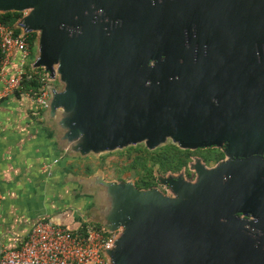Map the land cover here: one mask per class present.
I'll return each mask as SVG.
<instances>
[{"label": "water", "instance_id": "obj_1", "mask_svg": "<svg viewBox=\"0 0 264 264\" xmlns=\"http://www.w3.org/2000/svg\"><path fill=\"white\" fill-rule=\"evenodd\" d=\"M23 11L70 152L170 138L230 158L171 195L93 177L109 263L264 264V0H0Z\"/></svg>", "mask_w": 264, "mask_h": 264}, {"label": "crops", "instance_id": "obj_2", "mask_svg": "<svg viewBox=\"0 0 264 264\" xmlns=\"http://www.w3.org/2000/svg\"><path fill=\"white\" fill-rule=\"evenodd\" d=\"M36 50L35 36L26 72L38 69L33 67ZM19 60L18 51L13 52L5 66L8 75H14ZM57 84L54 80L50 87L59 88ZM1 90L0 81V256L20 248L38 220L70 231L88 223L113 234L88 220H94L100 212L93 194L97 184L92 178L101 175L104 182L115 181L106 180L99 169L92 171L86 162L123 152L127 147L98 156L72 153L68 142L57 134L59 120L49 116L47 107L40 106L36 97L23 87L7 96H2Z\"/></svg>", "mask_w": 264, "mask_h": 264}, {"label": "built area", "instance_id": "obj_3", "mask_svg": "<svg viewBox=\"0 0 264 264\" xmlns=\"http://www.w3.org/2000/svg\"><path fill=\"white\" fill-rule=\"evenodd\" d=\"M20 14L19 20L27 15V11ZM26 35L23 32L14 35L11 27L0 22L2 96L22 87V80L27 74L26 60L31 53V43ZM15 51H18L20 60L11 76L5 66ZM46 87L43 83L36 96V102L42 107H46L49 99ZM115 237V232L109 234L88 223L78 230L70 231L51 221L38 220L20 248L3 252L0 264H107L104 254L112 248Z\"/></svg>", "mask_w": 264, "mask_h": 264}, {"label": "rangeland", "instance_id": "obj_4", "mask_svg": "<svg viewBox=\"0 0 264 264\" xmlns=\"http://www.w3.org/2000/svg\"><path fill=\"white\" fill-rule=\"evenodd\" d=\"M45 75L47 74L45 73ZM48 79L49 77L44 81V84L47 86L48 93H50L49 87L51 83H54V80ZM57 87L60 88L59 83ZM166 140L164 142L160 141L156 147H148L145 143L130 144L126 146L127 149L123 152L103 155L88 161L86 159V163L92 171L101 170L106 180L131 183L137 190L141 191L155 189L164 195H171L172 192L166 185L170 180H180L194 184L197 181L198 166L213 169L220 163L230 159L223 152L224 145L222 148L210 147L189 150L182 149L170 138ZM171 146L182 149V151L179 152ZM216 149L222 153L221 160L211 158L205 161L204 158ZM161 161L164 162L165 166H161ZM164 186L165 190H162ZM115 235H117V232H115Z\"/></svg>", "mask_w": 264, "mask_h": 264}, {"label": "trees", "instance_id": "obj_5", "mask_svg": "<svg viewBox=\"0 0 264 264\" xmlns=\"http://www.w3.org/2000/svg\"><path fill=\"white\" fill-rule=\"evenodd\" d=\"M21 17L20 13L17 12H6V13H0V22L11 27L13 30V34L17 35L20 33L18 29L15 28L16 22ZM28 37V40L30 43H33L35 39L34 33H28L26 35ZM44 75V76H43ZM48 78L47 75H45V72L42 68L38 69H32L29 68L26 76L22 80V87L25 90V92H28L31 96L36 97L40 93L41 85L46 81ZM171 148L176 149L177 151L181 152L182 149L174 148V146H171ZM209 156H206L204 158L205 161H208L209 159H215L220 161L222 157V153L218 151L217 149L211 153L208 154ZM164 163V162H163ZM161 161V166H165Z\"/></svg>", "mask_w": 264, "mask_h": 264}, {"label": "flooded vegetation", "instance_id": "obj_6", "mask_svg": "<svg viewBox=\"0 0 264 264\" xmlns=\"http://www.w3.org/2000/svg\"><path fill=\"white\" fill-rule=\"evenodd\" d=\"M168 186V185H167ZM162 188V187H160ZM162 190H165V186L162 188ZM239 218H241L242 216L241 215H237ZM244 219H250V216H247V217H244Z\"/></svg>", "mask_w": 264, "mask_h": 264}]
</instances>
